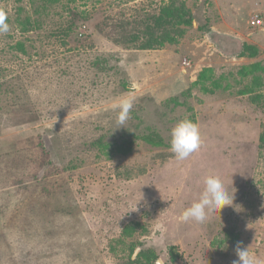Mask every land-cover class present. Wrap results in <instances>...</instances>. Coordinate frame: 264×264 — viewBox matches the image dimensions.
<instances>
[{
  "label": "rangeland",
  "instance_id": "1",
  "mask_svg": "<svg viewBox=\"0 0 264 264\" xmlns=\"http://www.w3.org/2000/svg\"><path fill=\"white\" fill-rule=\"evenodd\" d=\"M168 1L63 0L23 32L17 7L32 15L29 1L0 0V264H130L110 245L131 222L148 229L133 260L153 248L157 264H264V102L240 93L253 76L239 74L261 64L264 94V29L252 23L264 0H185L194 22L178 42H114ZM18 42L26 52L11 60ZM204 68L226 76L214 94L194 86ZM153 128L164 145L141 142L111 160L87 150L98 136ZM43 146L61 167L87 160L50 177L67 178L63 196L61 184L48 195L44 170L33 169ZM127 168L131 178L119 175ZM230 230L229 248L218 241Z\"/></svg>",
  "mask_w": 264,
  "mask_h": 264
},
{
  "label": "trees",
  "instance_id": "2",
  "mask_svg": "<svg viewBox=\"0 0 264 264\" xmlns=\"http://www.w3.org/2000/svg\"><path fill=\"white\" fill-rule=\"evenodd\" d=\"M28 4L32 9V15L24 14V8L17 7V15L15 22L23 32H30L39 30L42 28L43 19L48 16L53 10L63 6V0H28ZM194 22V15L191 9L187 6L185 0H169L161 5L156 10L145 11L142 17L136 20L133 24L128 23L127 27L123 30V35L120 38L114 39L116 44H120L126 48H135L139 50H159L163 49L168 44H173L182 39L187 31V28L192 26ZM247 49L257 54V51L248 45H245ZM10 52H7L9 58L13 60L15 56L14 49L19 52L25 53L26 48L22 42H18L15 47L11 48ZM262 69V65L259 63L251 66H244L239 70L241 81H245L246 78L253 76L251 84H247L246 87L240 91L241 94H249L251 96V102L257 106H262L264 102V94L255 92L257 88L262 87V78L257 74ZM113 70V69H112ZM226 76L220 78L216 76L214 69L204 68L198 75L197 81L194 86L200 88L204 93L214 94L217 89L223 87ZM229 86V85H228ZM126 87L128 85L126 84ZM3 83L0 77V98L3 93ZM146 142L155 146H161L165 144V139L156 129H151L147 133L137 131H126L122 133L118 138H109L106 135L98 136L94 141L88 145V152L95 155L96 159L111 160L115 156H128L132 154L136 147L141 143ZM259 157L264 162V131L260 136L259 141ZM30 161L33 163V169L44 170L43 179L48 182L49 188H45V192L48 195H53L54 186L61 184L60 195H65L64 191H68V180L65 177L61 178V182H53L50 177L53 174L61 175L66 172H73L74 170L81 168L87 164V160L84 157H77L70 161L66 166L61 167L52 158V153L48 148L42 147L39 153L31 155ZM127 172H119V175H126L127 178H131L134 175V169L127 168ZM264 176L262 178V182ZM148 232L146 226L141 222H131L122 231V235L119 239L114 240L110 245L111 251L115 253L117 257L122 255L129 256L130 264H157L158 255L153 248L142 249L136 259L133 258L134 252L143 246V243L138 238V235H145ZM238 240V233L235 230L226 231L221 238H219V244H225L229 248L232 244H235ZM177 255L176 248L171 249V256Z\"/></svg>",
  "mask_w": 264,
  "mask_h": 264
},
{
  "label": "built area",
  "instance_id": "3",
  "mask_svg": "<svg viewBox=\"0 0 264 264\" xmlns=\"http://www.w3.org/2000/svg\"><path fill=\"white\" fill-rule=\"evenodd\" d=\"M252 23L254 26L264 29V18H262L261 16H255Z\"/></svg>",
  "mask_w": 264,
  "mask_h": 264
}]
</instances>
